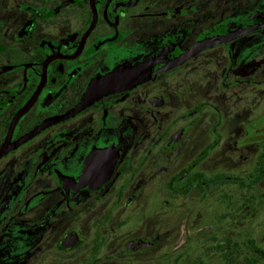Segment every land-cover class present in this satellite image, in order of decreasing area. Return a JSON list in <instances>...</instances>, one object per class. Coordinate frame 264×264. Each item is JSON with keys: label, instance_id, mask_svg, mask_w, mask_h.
I'll return each mask as SVG.
<instances>
[{"label": "flooded vegetation", "instance_id": "1", "mask_svg": "<svg viewBox=\"0 0 264 264\" xmlns=\"http://www.w3.org/2000/svg\"><path fill=\"white\" fill-rule=\"evenodd\" d=\"M151 60L144 82L62 119L96 79ZM3 150L0 264L192 259L227 192L253 201L264 182V0H0Z\"/></svg>", "mask_w": 264, "mask_h": 264}, {"label": "rangeland", "instance_id": "2", "mask_svg": "<svg viewBox=\"0 0 264 264\" xmlns=\"http://www.w3.org/2000/svg\"><path fill=\"white\" fill-rule=\"evenodd\" d=\"M228 29L229 28H227V30ZM243 78L245 79L239 82V86L246 88L252 86L255 81H260L263 77L257 76L256 78L250 79L248 76H244ZM246 158L247 159L241 161L244 170H246L245 167L253 163L251 158L247 156ZM215 168L219 167L216 166ZM243 192L244 191H242V193ZM227 193L232 200L227 203L225 202V206L223 205L222 210L219 211V215H215V218H211L208 225L206 227L204 226L203 229L206 232L209 231L207 235H203L205 238L209 239L208 243L210 244L207 245L209 249L207 250V246L205 249H201L197 246L193 250L192 259L189 260L186 258V256H188L186 249H180L176 246V249L170 250L168 257L166 255L162 257V262L160 264H224L226 261L223 260L221 252L212 248L215 244H221L223 241L228 242L229 240L231 241V245L235 240L242 243V255L236 262L237 264H248L256 258L255 254L246 247L247 241H253L258 248L264 250V182L257 185L251 192L254 197L253 201H249L252 199L249 194V199L245 203H243V200L239 203L237 200L233 201L234 199L231 194L229 192ZM248 193H250V191H248ZM212 200L214 199L210 198V201ZM187 202H189V200L184 198L182 200L183 206L186 207ZM239 204L240 207L235 209L234 207L239 206ZM194 236L197 239L202 238V235H196V233ZM170 258L172 259L171 261H169ZM148 261L149 260H147L146 264L159 263L153 259ZM259 264H264V260L259 262Z\"/></svg>", "mask_w": 264, "mask_h": 264}, {"label": "water", "instance_id": "3", "mask_svg": "<svg viewBox=\"0 0 264 264\" xmlns=\"http://www.w3.org/2000/svg\"><path fill=\"white\" fill-rule=\"evenodd\" d=\"M249 30L241 32L240 34L247 33ZM238 35V34H235ZM235 35H231L227 37L224 41L227 42L229 39H232ZM214 44L213 40H206L200 43H197L190 51L179 57L178 59L172 61L167 68L180 65L184 63L189 58L193 57L197 53H199L202 49L208 48ZM154 60L148 61L146 64L139 66L135 69L129 70L128 68H120L115 72L96 79L86 96V99L72 110L68 115L63 117L62 119H66L82 109L88 107L93 101L113 92L125 91L129 90L137 84H140L146 80V77L149 74V67L152 66ZM4 153V150L0 153V155Z\"/></svg>", "mask_w": 264, "mask_h": 264}, {"label": "trees", "instance_id": "4", "mask_svg": "<svg viewBox=\"0 0 264 264\" xmlns=\"http://www.w3.org/2000/svg\"><path fill=\"white\" fill-rule=\"evenodd\" d=\"M227 258L230 259L231 262L227 261V264H234V249L231 248L229 251L227 250ZM252 252L256 255V262H252V264H259L262 260H264V250L254 247ZM230 254V256H229ZM229 256V257H228Z\"/></svg>", "mask_w": 264, "mask_h": 264}]
</instances>
